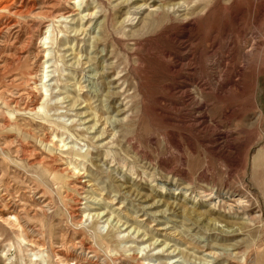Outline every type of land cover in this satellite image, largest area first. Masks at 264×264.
Segmentation results:
<instances>
[{"label":"rangeland","instance_id":"374dc122","mask_svg":"<svg viewBox=\"0 0 264 264\" xmlns=\"http://www.w3.org/2000/svg\"><path fill=\"white\" fill-rule=\"evenodd\" d=\"M26 3L0 10V264H258L264 0Z\"/></svg>","mask_w":264,"mask_h":264},{"label":"bare ground","instance_id":"6f19581e","mask_svg":"<svg viewBox=\"0 0 264 264\" xmlns=\"http://www.w3.org/2000/svg\"><path fill=\"white\" fill-rule=\"evenodd\" d=\"M26 1L27 0H20V1H18V0H0V10L1 9H3L4 11L5 10H8L10 7H13L14 6V8L16 9V11L17 12H23V11H25L27 8H28V10L27 11H31V6H28L29 4H27L26 3ZM15 4L16 5H18L17 7H15ZM47 14H51V12L48 10L47 12H46ZM50 16H52V15H50ZM50 28H51V26L50 27H46V29L44 30V31H42L41 33H40V36H39V44H40V46H41V49H42V47H44L46 50H47V52H49V44H50V40H51V30H50ZM39 46V47H40ZM44 50V49H43ZM45 50V51H46ZM50 53H46L45 54V58H47V56L49 55ZM18 58V57H17ZM46 63L47 62V59H45L44 61H42L41 63ZM187 63V62H186ZM46 64H48V63H46ZM45 64V65H46ZM41 66V65H40ZM44 69H43V79H45V78H47L48 76L46 75V68L48 67V66H42ZM4 72V71H3ZM41 81V80H40ZM120 83V82H119ZM41 86L42 87H45L46 85H45V83H44V81H42L41 83ZM38 112L39 111H41V110H43V108H44V104H40V105H38ZM33 110V109H32ZM38 112H35V113H38ZM6 124V123H5ZM49 138V137H48ZM65 146V145H64ZM108 154H109V152H108ZM76 156L78 157V158H80V155L79 154H76ZM21 157V156H20ZM43 159V158H42ZM34 161H36V160H34ZM38 161H41V159L40 160H38ZM59 168V167H58ZM56 169V168H55ZM75 169H76V167H75ZM61 171H63V170H61ZM66 174V173H65ZM35 175V174H34ZM41 175V174H40ZM37 176V175H36ZM64 176V175H63ZM39 177V176H38ZM65 177V176H64ZM40 179H42V178H40ZM64 180V179H63ZM43 182H44V180H42ZM47 182V181H46ZM47 183H49V181L47 182ZM51 186H52V184H51ZM62 188V187H61ZM58 190V189H57ZM61 191V190H60ZM43 193V192H42ZM58 196V195H57ZM60 196V195H59ZM50 203V202H49ZM8 207V206H7ZM55 207V206H54ZM47 208V207H46ZM56 208V207H55ZM38 209H40V208H38ZM1 210V209H0ZM37 210V209H36ZM71 212V211H70ZM100 215L101 214H98L97 215V217L98 218H100ZM107 215V214H106ZM3 217V216H2ZM101 218H103V216L101 217ZM75 219V218H74ZM100 221V220H99ZM13 223H15V224H17L18 223V221H17V219H15V218H13V221H12ZM83 222L81 221L80 222V224H82ZM14 224V225H15ZM79 224V223H78ZM82 228H84V227H82ZM85 229V228H84ZM88 230V229H87ZM137 230V229H136ZM84 231V230H83ZM137 233H138V231H136ZM111 233L109 232V233H107L106 235H101V234H99V233H97L96 232V230H93L92 231V233H91V237L93 238V240H94V242L99 246V247H108V248H110V246L115 242V238H113L111 235H110ZM140 237V236H139ZM147 237V236H146ZM18 239H19V244H18V246H19V248L22 250V244L27 240L26 239V237H25V233L23 232V231H20L19 230V235H18ZM86 241L84 240V239H82L81 241H79V243H80V247H81V249L83 250V248H84V246H85V243ZM75 245V244H74ZM78 245V244H77ZM86 248H88L90 251H92V252H94V254L95 255H97L98 254V252L100 251L98 248H96V247H93V246H89L88 245V247H86ZM104 249V248H103ZM108 250V249H107ZM64 251V250H63ZM110 251V250H109ZM5 255V254H4ZM35 255H37V256H39L40 258H39V261L41 260L42 261V263H46V262H48V258L47 259H43L41 256H40V254L38 253V254H35ZM64 255V254H63ZM34 257V256H33ZM35 258V257H34ZM35 260V259H34ZM112 261L113 262H115V260H113L112 259ZM258 264H264V253H262L261 254V258H260V260H259V262H258Z\"/></svg>","mask_w":264,"mask_h":264}]
</instances>
